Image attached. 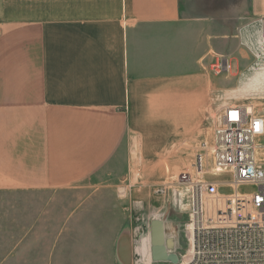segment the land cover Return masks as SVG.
<instances>
[{
  "label": "crops",
  "instance_id": "obj_1",
  "mask_svg": "<svg viewBox=\"0 0 264 264\" xmlns=\"http://www.w3.org/2000/svg\"><path fill=\"white\" fill-rule=\"evenodd\" d=\"M236 3L0 0V194L22 195L0 218L11 264H152V217L188 213L169 178L211 143L212 116L251 106L219 94L214 46L264 93L260 21L218 22ZM123 156L115 183L89 182Z\"/></svg>",
  "mask_w": 264,
  "mask_h": 264
},
{
  "label": "built area",
  "instance_id": "obj_2",
  "mask_svg": "<svg viewBox=\"0 0 264 264\" xmlns=\"http://www.w3.org/2000/svg\"><path fill=\"white\" fill-rule=\"evenodd\" d=\"M259 21L264 66V7ZM207 67L213 77L231 73L223 55ZM212 117L211 143L200 145L191 169L169 178L188 207V251L178 264H264V167L257 158L264 115L233 104Z\"/></svg>",
  "mask_w": 264,
  "mask_h": 264
},
{
  "label": "rangeland",
  "instance_id": "obj_3",
  "mask_svg": "<svg viewBox=\"0 0 264 264\" xmlns=\"http://www.w3.org/2000/svg\"><path fill=\"white\" fill-rule=\"evenodd\" d=\"M263 0H237V3L230 8L228 13H222L223 19L218 20L221 24H224L225 26H228L230 22H234L238 27H241L242 25H245L243 28L246 30H252L255 25L258 24L260 14L262 12L263 7ZM242 7H244V17L237 19V18H228L230 16H233L235 11L234 9L237 8L238 10H242ZM234 12V13H233ZM216 27L218 24L217 22H214ZM222 26V25H221ZM242 28V29H243ZM224 33H226V29H223ZM234 27L230 30L234 31ZM252 32V31H251ZM234 39H231L230 45H227V49H230L234 45ZM224 48L226 46H223V44H216L214 46V54L211 55V61L215 57V54L223 55L224 54ZM260 63V61H257ZM209 65V64H208ZM231 67V73L229 75H220L216 77V81L221 84H228L227 86H219V94L222 96H228L237 103H243L247 104L248 106H253V111L256 113H259L261 115H264V93L262 92L259 94L256 92L252 85H254L253 80H250L248 83L245 84L244 77H242L240 74L235 73V62L230 63ZM259 143L261 145H264V137H262L259 140ZM258 161L261 165L264 167V149H260L258 151ZM124 159L125 157L118 158L117 165H113L114 163L111 161L104 167H102V171H100L98 174H96L95 178H92L89 180V182H98L102 186L105 184L115 183L116 179L119 178L124 173ZM157 171L155 169L152 170H145L141 172V177L146 178L145 175H147V179H154V175H156ZM162 172V171H161ZM167 171H164L166 173ZM175 173V172H174ZM169 171V174H174ZM177 175V174H176ZM158 179V178H157ZM226 181L231 180V176H227L225 178ZM106 188L104 190L107 191L109 194H105L110 200L112 199L111 194H113V188L110 187H103ZM95 187H89L88 192L94 191ZM102 191V190H101ZM22 196V195H20ZM20 196L12 195L9 193H3L0 194V218L4 215H7L9 213L8 210V203L12 202L15 197L19 198ZM105 196V197H106ZM70 198H73V195H66L65 199L69 200ZM48 199H50V194L48 195ZM166 208H168V215L175 214L172 218H170L169 223H171V226L169 229H167L168 236L173 235L174 229L176 232L178 243L175 247V251H177L179 257L182 255H185L187 253V247H188V238L185 231V226L188 222L187 214H180L176 213V211H173L169 206L166 205ZM125 213V211L123 212ZM122 213V214H123ZM165 216V215H164ZM173 219V220H171ZM169 220V219H168ZM100 227V225H98ZM172 226H175L176 228H171ZM5 229V228H4ZM4 229H1L2 231ZM107 234V233H106ZM13 241L14 238H5L0 239V264H11L12 258L10 256L11 249L13 247ZM35 246L41 243V238L36 237L35 241L32 242ZM147 252L149 254L146 255L145 262L149 261L150 258V251H149V242L147 246ZM103 261V260H102ZM101 261V264H109L108 260L106 263H103ZM159 264V263H155Z\"/></svg>",
  "mask_w": 264,
  "mask_h": 264
},
{
  "label": "water",
  "instance_id": "obj_4",
  "mask_svg": "<svg viewBox=\"0 0 264 264\" xmlns=\"http://www.w3.org/2000/svg\"><path fill=\"white\" fill-rule=\"evenodd\" d=\"M172 228H176L172 226ZM168 225L163 218L154 215L149 223V251L152 264H178L179 255L175 251L178 243L174 229L173 235L167 234Z\"/></svg>",
  "mask_w": 264,
  "mask_h": 264
},
{
  "label": "bare ground",
  "instance_id": "obj_5",
  "mask_svg": "<svg viewBox=\"0 0 264 264\" xmlns=\"http://www.w3.org/2000/svg\"><path fill=\"white\" fill-rule=\"evenodd\" d=\"M249 107H251V106H249Z\"/></svg>",
  "mask_w": 264,
  "mask_h": 264
}]
</instances>
